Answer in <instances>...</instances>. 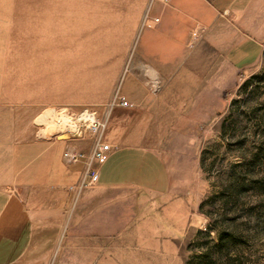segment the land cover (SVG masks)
I'll return each instance as SVG.
<instances>
[{
  "label": "rangeland",
  "instance_id": "rangeland-1",
  "mask_svg": "<svg viewBox=\"0 0 264 264\" xmlns=\"http://www.w3.org/2000/svg\"><path fill=\"white\" fill-rule=\"evenodd\" d=\"M51 1L0 0L1 172L22 168L26 154L37 152L44 139L78 136L74 122L61 123L64 115L75 121L87 109L108 122L119 97L128 99L124 83L135 72V45L151 0H82L87 8L76 14L74 42L63 57L92 56L75 62L71 69L83 71L90 65L99 71L102 82L95 91L67 88L62 79L70 70L66 67L62 78L51 74L40 78L36 71L17 72L9 62L19 48L32 45L33 37L41 39V25H33H43L42 6ZM30 13L37 15L39 23L26 21ZM29 29L32 35L25 38L21 33ZM16 72L20 74L15 77ZM10 77L15 78L14 85L4 84ZM21 85L27 89L16 88ZM12 94L19 99L12 100ZM223 98L224 109L196 128L155 129L156 137H164L166 146L180 155L177 172L189 176L184 206L158 198L157 206L136 207L116 235L87 237L78 230L73 237L65 229L50 256L42 259L32 253L22 262L264 264V53L255 65L237 73ZM129 102L125 107L135 106ZM55 114L53 122L44 123ZM220 236L223 242L218 245Z\"/></svg>",
  "mask_w": 264,
  "mask_h": 264
},
{
  "label": "crops",
  "instance_id": "crops-1",
  "mask_svg": "<svg viewBox=\"0 0 264 264\" xmlns=\"http://www.w3.org/2000/svg\"><path fill=\"white\" fill-rule=\"evenodd\" d=\"M263 53L264 0H151L135 72L123 89L135 106L110 111L103 141L117 148L95 165L99 180L78 198L69 189L83 162L68 163L63 153L90 152V133L44 139L22 168L0 171V264L50 256L65 229L73 237L78 230L116 235L136 207L157 206L158 198L184 206L189 176L177 172L180 155L155 129L196 128L212 119L237 73Z\"/></svg>",
  "mask_w": 264,
  "mask_h": 264
},
{
  "label": "bare ground",
  "instance_id": "bare-ground-1",
  "mask_svg": "<svg viewBox=\"0 0 264 264\" xmlns=\"http://www.w3.org/2000/svg\"><path fill=\"white\" fill-rule=\"evenodd\" d=\"M43 6V10L40 14L41 22H43V25H33L34 27H40L41 25V39L35 40L34 37L33 39L30 38V42L32 45L26 44V46L19 48V53L15 57H12L9 62L11 64H15L14 67H17V72L19 70L20 73L27 72L28 70L36 71V73L40 75V78H44V75L48 76L49 74L53 75L54 78H62L64 74L62 73V71H64V67H66L68 70H70L69 72H67L68 74L62 79L68 83V85L66 86L67 88H71L74 86V88H79L80 90L83 89V91H95L100 88L102 76L101 74H99V71L92 70L90 65L83 71L80 69L72 70V67L76 64L75 62H80L82 59H86L89 61L92 56L90 58V56H87L85 54L77 53L63 57L65 49L72 46V43L74 42L72 39V32L74 29V25L76 26V18H78L76 14L78 10L87 8V5H83L82 0H52L51 3H45V5ZM32 14L33 13L26 15V21L29 22V24H31V21H38L39 23L37 15ZM28 28L32 29V25ZM78 29H83V27H78L77 30ZM29 32L30 29L27 32L21 34H23L25 38H29L32 35ZM38 35L39 29L37 32V36ZM88 64H90V62ZM17 72L14 74L15 77L20 74ZM14 79V77H10L4 80V84L14 85ZM62 84L63 83H61V85ZM28 86L29 84L26 87ZM16 88H21L22 90L27 89L24 88V85ZM5 90L9 91L13 90V88H6ZM17 95L18 94H12V100L19 99L15 97ZM95 115V112H91L85 109L81 111L79 115H77L76 119L74 118L75 121H73V119H70L67 115H64V119H61V123L64 122V125L67 126L68 124L66 123H69V125H71L74 122L75 127H78L81 121H90L95 118ZM55 116L56 114L52 118L50 117L51 119L44 123L48 124L50 122H53ZM106 128L103 132V135L106 131Z\"/></svg>",
  "mask_w": 264,
  "mask_h": 264
},
{
  "label": "built area",
  "instance_id": "built-area-1",
  "mask_svg": "<svg viewBox=\"0 0 264 264\" xmlns=\"http://www.w3.org/2000/svg\"><path fill=\"white\" fill-rule=\"evenodd\" d=\"M194 38L197 37L194 36ZM118 104L130 106V102L124 96L119 97ZM106 125L107 119L97 115L90 121H81L74 131L79 137L84 136V131H89L93 135L94 142L92 150L89 153H84L74 149H66L63 153L68 163H76L78 161L84 162L81 178L76 183L69 186V189L74 193L75 197H77L86 186L92 185L99 180L100 173L94 164H102L107 161L110 153L117 148V146H113L102 140Z\"/></svg>",
  "mask_w": 264,
  "mask_h": 264
},
{
  "label": "trees",
  "instance_id": "trees-1",
  "mask_svg": "<svg viewBox=\"0 0 264 264\" xmlns=\"http://www.w3.org/2000/svg\"><path fill=\"white\" fill-rule=\"evenodd\" d=\"M221 242H223V239H222V237L220 236V242L218 243V245H221V244H220ZM218 247H220V246H218Z\"/></svg>",
  "mask_w": 264,
  "mask_h": 264
}]
</instances>
